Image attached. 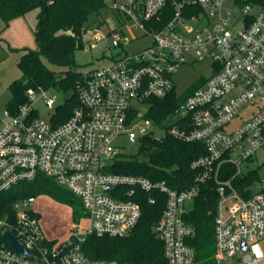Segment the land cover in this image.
Wrapping results in <instances>:
<instances>
[{
    "label": "built area",
    "instance_id": "built-area-1",
    "mask_svg": "<svg viewBox=\"0 0 264 264\" xmlns=\"http://www.w3.org/2000/svg\"><path fill=\"white\" fill-rule=\"evenodd\" d=\"M103 1L116 24L103 20L102 27L87 31L85 40L88 47L109 52L107 63L80 72L78 105L69 117L49 95L55 87L27 89L26 102L17 109L5 107L0 116V193L45 176L81 200L89 224L56 243L46 237L32 209L36 198L19 200L0 216V264H135L91 260L82 245L91 235H130L142 216L143 193L151 204L155 193L166 198L154 227L166 264H196L189 244L196 232L184 217L203 188H215L219 195L215 263L264 264V184L260 179L245 188L248 197L232 184L243 175V164L264 153V3ZM142 38L151 40L150 47L129 54L127 47ZM205 60L212 62L213 73L176 109L171 117L176 122L165 128L148 119L150 100L175 91V72ZM39 102L52 112L50 123L38 117ZM161 128L181 143L205 147L206 154L191 165L198 171L193 185L175 191L165 181L109 170L123 155L117 145L121 138L142 144L147 136L161 139ZM225 164L235 173L222 181ZM7 231L30 255L14 249L4 237Z\"/></svg>",
    "mask_w": 264,
    "mask_h": 264
},
{
    "label": "trees",
    "instance_id": "trees-1",
    "mask_svg": "<svg viewBox=\"0 0 264 264\" xmlns=\"http://www.w3.org/2000/svg\"><path fill=\"white\" fill-rule=\"evenodd\" d=\"M264 3V0H255ZM106 8L103 0H0V19L6 25L17 17H23L33 10H39L35 38L36 50H28L21 56L18 64L22 81L10 86L11 100L8 109H17L26 102L29 88L49 89L55 87L72 91L69 98L57 110L65 109V116L78 105L75 96L80 72L70 69L76 66L78 51L88 47L85 40L87 31L93 26L102 27V10ZM68 68L61 75L57 70ZM201 87V86H199ZM198 87V88H199ZM196 90V89H195ZM195 90L182 97L173 91L164 99H151L147 118L165 127V122L174 115L180 104ZM167 128V127H165ZM206 154L205 147L199 143H181L170 136L161 139L145 137L137 156L119 155L109 170L120 174L140 175L152 181H165L175 191H182L195 183L197 170L192 163ZM235 169L225 164L220 180L232 179ZM260 180L258 171L238 176L232 184L239 193L248 197L245 188ZM48 195L68 203L85 216L82 202L54 180L39 175L36 180L20 184L9 191L0 193V216L9 212L14 203L29 197ZM156 203H150V195H141L142 216L137 227L125 237L88 236L82 245L85 255L91 260H117L135 264H166L163 244L155 236L154 227L160 220L166 206L165 195H154ZM219 202L215 188H203L193 207L185 215V221L194 227L195 236L189 244L196 253V264H216L214 223ZM76 213V211H75Z\"/></svg>",
    "mask_w": 264,
    "mask_h": 264
},
{
    "label": "rangeland",
    "instance_id": "rangeland-1",
    "mask_svg": "<svg viewBox=\"0 0 264 264\" xmlns=\"http://www.w3.org/2000/svg\"><path fill=\"white\" fill-rule=\"evenodd\" d=\"M38 13L39 10H33L23 17L14 18L8 25L0 19V116H2L6 104L11 100L10 86L14 82L22 81V73L18 66L21 56L28 50L38 48L35 38ZM101 17L108 23L116 24L115 14L110 9L104 8ZM102 32L106 33L107 29H102ZM88 38L91 39V35ZM150 44L151 40L149 38H142L128 46L127 51L129 54H135L150 47ZM108 56L109 52L103 46L95 49L86 47L76 53V66L70 70L72 72H84L89 69L100 68L107 63L105 57ZM54 69L61 75L68 70V68L59 69L57 67H54ZM212 73V62L209 60L189 62L183 65L173 75L176 95L182 97L204 85ZM71 94L72 91L61 89H52L49 92L50 96H56L57 104H64L66 99L71 97ZM36 109L38 117L49 123L51 122L52 112L45 107L43 102L37 103ZM175 122L176 118L173 117L165 122V127L168 128ZM166 134L165 128L157 129V137L164 138ZM117 145L124 156H137L141 148V143L133 144L126 138H121ZM250 171H258L261 179L260 184H264V153H258L254 161L242 165L241 172L243 175ZM32 209L38 215L46 237L56 243L62 242L71 236L77 228H87L89 224L88 219L81 214V211L48 195L36 197Z\"/></svg>",
    "mask_w": 264,
    "mask_h": 264
},
{
    "label": "water",
    "instance_id": "water-1",
    "mask_svg": "<svg viewBox=\"0 0 264 264\" xmlns=\"http://www.w3.org/2000/svg\"><path fill=\"white\" fill-rule=\"evenodd\" d=\"M4 237H5V238L11 243V245L14 247V249H15L17 252H19V253H21V254H23V255H26V256L30 255V254H28V253L26 252V250L20 245V243L17 241V239L14 237V235H13L12 233H10V232L7 231V232L4 234ZM242 247H243V249H245V243H243Z\"/></svg>",
    "mask_w": 264,
    "mask_h": 264
}]
</instances>
